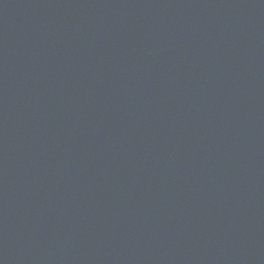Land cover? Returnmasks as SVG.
<instances>
[{"label": "water", "instance_id": "95a60500", "mask_svg": "<svg viewBox=\"0 0 264 264\" xmlns=\"http://www.w3.org/2000/svg\"><path fill=\"white\" fill-rule=\"evenodd\" d=\"M0 264H264V0H0Z\"/></svg>", "mask_w": 264, "mask_h": 264}]
</instances>
